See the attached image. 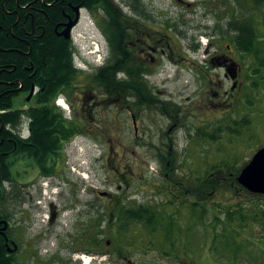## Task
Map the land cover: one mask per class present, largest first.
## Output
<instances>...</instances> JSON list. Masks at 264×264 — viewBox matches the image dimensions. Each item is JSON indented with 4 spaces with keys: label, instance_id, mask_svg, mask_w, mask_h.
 Segmentation results:
<instances>
[{
    "label": "flooded vegetation",
    "instance_id": "1",
    "mask_svg": "<svg viewBox=\"0 0 264 264\" xmlns=\"http://www.w3.org/2000/svg\"><path fill=\"white\" fill-rule=\"evenodd\" d=\"M60 1L31 0L22 4L21 0H3L0 5V30L10 39V47L0 48L5 52L0 55V103L6 105V95L13 94L12 108L0 111L2 154L9 171V177H3L0 167V264H197V252L185 249L171 236L174 223L166 232L164 212L166 206L179 201L197 205L200 202L196 199L206 195L207 189L214 193L219 187L215 189L206 179L201 184L204 188L199 189L191 180L193 173L189 183L172 176L176 170L183 172L176 164L179 159L173 137L181 129L193 136L199 120L233 122V118L223 115L240 107L246 85V23L242 8L206 0L202 3L208 14L206 22L195 26L181 17L176 22L161 21L159 13L151 11L144 0H127L128 12L121 8L125 30L118 42H113L116 47L109 42L105 65L80 67L75 60L76 28L86 18L84 13L107 14L100 4L89 6L84 2L74 6ZM173 1L186 13L198 8L194 0ZM52 11H61L63 20L50 21ZM44 15L47 20L41 22ZM76 19L66 38L62 32ZM191 31L195 33L191 35ZM204 35L205 56L202 62L196 61L187 53L190 50L199 54ZM187 36L192 40L188 48L184 45ZM9 54L15 56L13 61ZM49 56H53L51 62ZM118 64L126 70H119ZM189 71H193V92L200 94L201 100L181 102L166 96L162 89L171 81H180L183 72ZM54 73L61 81L49 84ZM121 73L125 84L119 83L124 81L119 77ZM41 107L51 117L43 125L39 123L42 127L37 130L35 118L28 112L36 113ZM9 112L16 113L8 117ZM199 113H209L212 118H199ZM53 114L58 117L53 118ZM119 116L131 119L133 135L116 133ZM71 125L78 129L76 136L89 139L122 142L143 137L151 141L158 136V141L167 140L169 146L163 144L153 153L158 171L167 172L168 200L127 197L134 173L131 166L124 165L114 168L115 180L120 181L117 189L95 192L101 203L89 204L75 218L64 213L60 203L66 201L63 195L47 200L33 197L30 189L37 185L38 176L25 180L22 174L33 171L43 178L62 174L68 144L65 136ZM214 129L215 134L220 131ZM11 144L13 149H9ZM21 145H28L33 153L23 152ZM22 159L32 164L18 171L17 163ZM219 168H213L206 178H215L218 186L232 178L234 181L227 183L232 189L247 191L237 181L239 173L233 176L232 166L224 167L226 172ZM174 215L170 213L167 218ZM160 233H165L168 241ZM131 251L140 256L131 258L127 255Z\"/></svg>",
    "mask_w": 264,
    "mask_h": 264
},
{
    "label": "rangeland",
    "instance_id": "2",
    "mask_svg": "<svg viewBox=\"0 0 264 264\" xmlns=\"http://www.w3.org/2000/svg\"><path fill=\"white\" fill-rule=\"evenodd\" d=\"M194 1L198 2L196 12L186 13L177 7L173 0H144L147 6L149 4L151 11L159 13L161 21L176 22L181 17L187 20L188 24L199 26L202 22H206L208 16L202 4L206 0ZM219 1L225 6L229 4L242 8L245 26L253 25L257 38L253 41L252 51L245 52L247 75L240 107L223 115L225 118H233V122L218 124L215 121L205 123L199 120L197 132H193V136L190 137L187 131L181 129L173 137L179 159L176 164L181 166L180 170L183 172L176 170L172 176L178 181L189 183V176L193 173L194 177L191 180L198 186L199 183L203 184L209 172H213L215 165L232 166L231 169L235 172L233 176H237L254 153L264 147V0ZM127 2V0H116L124 13L128 12ZM84 14L86 18L76 28L74 36L91 38L95 35V39L98 38L103 44H108L111 31L106 29L103 12L100 11L94 16ZM193 33L195 31H191L190 34ZM187 37L184 41L186 48H188L187 43L190 44L192 41L191 36ZM206 42L207 37L204 35L203 41L200 40L199 43L201 46L199 54L189 50L187 55L191 54L196 61L202 62ZM192 76L193 71L183 72L180 81H171L162 90L167 92L166 96L176 101L201 100V95L193 92L194 78ZM122 79L126 81L123 75ZM123 117L119 116L116 133L133 135L131 119L126 120V117ZM199 118L210 119L212 116L209 113L206 116L199 113ZM101 128L104 129V126ZM214 128H217V131L219 129L220 134H215ZM214 137L217 140H214L215 142L212 141ZM90 138L80 135L71 145L65 147L63 158L65 170L62 174L43 178L35 175L33 171L24 172L22 175L26 177L25 180H35L38 176L37 185L30 189L31 195L43 200L63 195L66 201L60 203L65 208L64 213L68 218H75L84 209H88L89 204L96 206L101 203L97 202L95 192L106 189L114 192L117 189L120 181L115 180L114 168L124 165L131 166L134 173L127 197L151 198L160 202L168 200L165 194L168 182L167 172L164 169L161 172L158 171V162L153 153L163 144L169 146L167 140L158 141V136L151 141L143 140V137L137 140L131 137L130 140L122 142ZM73 144H78L80 148L77 149ZM112 146L116 147L113 151L110 150ZM27 164L30 165L32 162L22 159L17 163L16 168L18 171H23L29 168ZM224 166L219 169L226 172ZM84 171L85 176H83ZM227 183L219 186L214 193L211 189H207L206 195L196 199L200 204L190 206L189 201L185 204L179 201L174 206H166L164 212L166 232H168V226L174 223L175 225L170 227L171 236L185 249L197 252L199 256L197 264L200 261L201 264H208V262L210 264H264V223L260 220L255 222L251 216L257 213L259 217L264 212V197L257 199L248 192L242 190L236 192V188L231 189ZM208 194L211 196L209 197ZM236 205L244 206L242 215L247 216L248 219L230 222L225 229L223 222L228 216L226 212L230 207L237 209ZM194 208L197 210H193ZM170 213L175 215L167 218ZM235 232L238 235L237 242L233 243L231 239ZM159 236L168 241L165 233H160ZM165 244L168 246V242ZM127 255L134 259L140 256L132 251Z\"/></svg>",
    "mask_w": 264,
    "mask_h": 264
},
{
    "label": "trees",
    "instance_id": "3",
    "mask_svg": "<svg viewBox=\"0 0 264 264\" xmlns=\"http://www.w3.org/2000/svg\"><path fill=\"white\" fill-rule=\"evenodd\" d=\"M3 0H0V5L2 3ZM28 1H31V0H21V3L22 4H25L27 3ZM62 1H60V4H62ZM65 2H71L74 6H78L84 2H86L87 5L89 6H93V5H97V4H100L102 6V10L106 12L107 15H104V19H105V26H106V29L107 30H110L111 31V36L109 38V42L111 44H114L115 47L117 44L113 43L115 40H116V43L118 42V39L122 37V34L125 30L124 28V24L122 22V17H124L125 15L123 14L122 12V9H121V6L119 4L116 3V0H65ZM58 4V5H60ZM1 12V11H0ZM49 18H50V21H53V22H58V21H61L63 20V17H62V13L61 11L60 12H55V11H52L49 13ZM2 15L0 13V23H2ZM46 21L47 20V15H44L42 16V19L40 20L41 22L43 21ZM248 23V21H247ZM252 24V23H251ZM11 38V37H9ZM257 37H255V31H254V26L253 25H246V43H245V46H244V51L245 52H250L252 51L253 49V41L256 39ZM10 39H8L4 33V31L2 32L0 30V48H7V47H10ZM55 50H58V49H55ZM60 51H55L56 54H58ZM5 52L4 51H0V55L1 54H4ZM8 58H11V60L13 61L15 58V56L13 55H7ZM53 56L52 57H48V61L51 62ZM55 61L56 59L58 60V57H54ZM69 60H71V53H69ZM120 63V62H119ZM118 69L119 70H123L125 68H123V66H119L118 64ZM126 70V69H125ZM49 81V84L51 83H55L57 81H61L60 80V77H57L54 73V75L52 77H50L48 79ZM119 83H122V84H125L126 82L125 81H119ZM5 97V96H4ZM6 105H2L0 103V111L4 110V108H7V109H11L12 108V105H13V94H8L6 95ZM14 113L16 112H9L8 114H6V116L8 117H11ZM28 114L35 118L34 120V123L36 122L37 125L35 126V129H39L40 126L39 123H41V125H43L44 123V120L48 122V119L51 117L50 114L47 113V109L45 107H41L39 108L38 112L36 113H31V111L28 112ZM3 116H0V118H2ZM53 118H56L58 116H56L55 114H53L52 116ZM59 117H61L59 115ZM1 119H0V129H1ZM49 127V125H48ZM78 132V129L71 125L70 128H69V131H68V134L67 136H65V139H67L68 141L72 140L73 137L76 135V133ZM216 134H220L219 133H216ZM219 139V138H217ZM1 140H2V132H0V167H2V170H3V177H9V171H8V167L5 165V160L6 158L4 157V155L2 154V143H1ZM217 141L215 139V137L213 138L212 141ZM39 142H41V139H38ZM214 141V142H215ZM21 150L23 152H28L29 155H31L33 153V150L28 146V145H21ZM9 149H13V146L12 144L10 145ZM224 165H215L213 168H218V167H223ZM224 167H227V166H224ZM206 179L208 182H210L211 185L214 186V188L216 189V187H219L218 183H217V180L214 178V179H208V178H204L203 180V184L206 182ZM200 181V180H199ZM231 181H234V179H230L228 182H231ZM201 182V181H200ZM221 186V185H220ZM199 189L202 190V188H204V185L201 187V184L199 183V186H198ZM231 188V187H230ZM232 189V188H231ZM247 192V191H246ZM201 195V192H199V196ZM254 197H256L257 199H261L260 197L256 196V195H253V194H250ZM200 204V203H198ZM238 206V208H232L230 207V209L226 212V214L228 215L225 219H224V227L225 229H227L228 227V223L230 222H234L235 220H239V221H245L246 219H248L247 216L245 215H242V211L244 209V206H240V205H236ZM252 216V219L254 218V221L257 222V221H262L264 223V212L258 217V214L255 213L254 215H251ZM228 219V221H227ZM229 231L231 232L232 229L230 228ZM237 234L235 232V235L232 237V241L233 243H236L237 241ZM232 245V244H231ZM237 255V254H236ZM237 258V256H236ZM235 260V259H234Z\"/></svg>",
    "mask_w": 264,
    "mask_h": 264
},
{
    "label": "water",
    "instance_id": "4",
    "mask_svg": "<svg viewBox=\"0 0 264 264\" xmlns=\"http://www.w3.org/2000/svg\"><path fill=\"white\" fill-rule=\"evenodd\" d=\"M77 21L76 19V21L67 24L62 35L68 38L71 28ZM237 181L250 193L264 195V147L260 148L253 155L250 162L241 170L237 177Z\"/></svg>",
    "mask_w": 264,
    "mask_h": 264
}]
</instances>
